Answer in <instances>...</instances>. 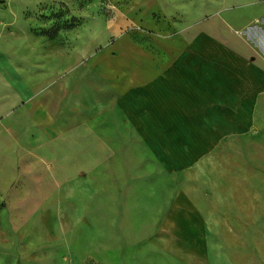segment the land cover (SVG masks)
Wrapping results in <instances>:
<instances>
[{
  "label": "crops",
  "instance_id": "crops-1",
  "mask_svg": "<svg viewBox=\"0 0 264 264\" xmlns=\"http://www.w3.org/2000/svg\"><path fill=\"white\" fill-rule=\"evenodd\" d=\"M248 33L250 55L207 30L151 35L131 44V57L103 50L95 76L87 68L94 57L79 75L76 62L45 61L11 32L0 59V195L29 194L30 182L52 179L55 194H69L78 229L96 216L74 196L94 183L103 194L118 186L124 202L105 205L91 229L103 233L89 258L98 264H215L212 241L229 264H264L256 220L264 212V125L256 123L259 107L264 118V23ZM95 77L108 86L96 96L110 101L100 109L88 90ZM111 159L122 164L112 184ZM159 177L171 186L168 201L134 205L136 183ZM224 195L239 204L235 217H222Z\"/></svg>",
  "mask_w": 264,
  "mask_h": 264
},
{
  "label": "rangeland",
  "instance_id": "rangeland-1",
  "mask_svg": "<svg viewBox=\"0 0 264 264\" xmlns=\"http://www.w3.org/2000/svg\"><path fill=\"white\" fill-rule=\"evenodd\" d=\"M263 19L264 0H0V59L6 58L11 32L19 34L21 47L44 53L45 61L60 60L63 65L76 62L79 75L87 73L81 66L86 67L85 62H91L92 57L94 64L89 63L88 70L95 76L101 74L102 68L98 71L95 65L107 57L101 54L103 50L110 53V58L120 60L119 52L124 49L131 57L128 52H133L131 44L134 41H151L153 35L171 37L178 32L192 38L207 30L229 48L250 55L248 32L254 25L263 24ZM101 78H94L92 92L88 89L90 95H95V109L108 106L110 102L98 99L103 89L108 90ZM257 114L256 123L262 127L261 107ZM262 130L258 138L264 144V128ZM112 160L107 168L110 184L117 182L118 169L121 170L122 165ZM261 182L260 186L264 187ZM50 183L52 179L49 178L40 180L41 187L30 182L29 188L23 189L29 194L0 195V264H98L89 258L97 256L103 233H99L101 228H97V233L91 229L100 224L98 217L103 220L101 209L105 205L113 208L123 203L126 196L119 194L118 186L111 187L109 194H103L101 186L95 183L86 194L75 195V201L95 209L91 214L96 216L95 221L88 214L82 227L77 229L71 227L69 194L60 189L55 194L53 183ZM165 184L162 177L137 182L138 192L131 194V202L140 207L142 203H150L153 207L156 197H162L161 202L165 199L166 203L169 195L165 189L171 186L166 188ZM261 198L264 199V194ZM209 201L206 198V205ZM220 202L225 206L222 217L225 213L235 217L239 204H234V199L230 201L227 195L221 196ZM238 217L244 219L245 215L242 213ZM256 220L264 222L263 209ZM212 249L215 264H229L213 241Z\"/></svg>",
  "mask_w": 264,
  "mask_h": 264
}]
</instances>
